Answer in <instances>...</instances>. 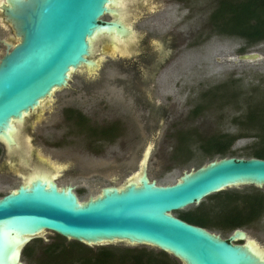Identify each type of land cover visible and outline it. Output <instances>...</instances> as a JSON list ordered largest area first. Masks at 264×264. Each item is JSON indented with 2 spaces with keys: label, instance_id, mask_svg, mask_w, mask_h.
I'll list each match as a JSON object with an SVG mask.
<instances>
[{
  "label": "rangeland",
  "instance_id": "obj_1",
  "mask_svg": "<svg viewBox=\"0 0 264 264\" xmlns=\"http://www.w3.org/2000/svg\"><path fill=\"white\" fill-rule=\"evenodd\" d=\"M168 1L172 0L123 2V7L128 10L125 19L131 24L135 38L131 52L126 54L128 59L117 55L109 57V51L105 53V39L95 40L94 57L100 59V63L94 75L85 77L80 72H73L68 89L62 88L56 93L59 100L56 113L44 110L41 119L19 135L23 149L26 147L41 156L69 161L87 171V178L72 183L80 190L77 192L80 201L95 197L103 187H122L143 168L157 185L174 184L184 172L220 159L219 156L209 158L200 149L208 137L238 136L231 153L225 157L251 158L254 149L261 144L260 129L248 123L246 113L251 109L264 110V41L248 47L244 39L217 33L210 17L221 0H178L181 2L172 5ZM141 3L142 6H138ZM123 7L119 8L121 14L126 11ZM147 10L154 12L146 14ZM164 16L167 21L162 23ZM109 18L105 16L103 20ZM155 23L156 30L152 28ZM171 28L172 34L168 33ZM180 35L187 36V42L181 49L171 51L153 81L152 95L162 103L161 108L139 106L133 102L132 92L126 90H130V84L138 75H148L153 70L156 59L149 46L162 39L167 45ZM12 38L0 26V58L5 53L1 41L9 42ZM244 53H255L259 59L243 62L238 57ZM165 103L169 107L163 110ZM197 107L201 109L194 114L192 111ZM65 108L86 117V124L77 126L74 121L63 122L61 115ZM112 124L117 127V139L111 143L96 142L89 132L90 127L101 129ZM18 184V179L0 183V197ZM252 190L264 193V186H239L223 192ZM202 202L209 203L208 200ZM197 206L180 212H192ZM245 229L248 236L264 249V222ZM209 231L223 239L232 234V231L217 229ZM39 237L24 246L21 255L24 264H82L87 259L92 262L101 248L159 252L140 245L115 243L90 247L78 245L82 252L76 253L74 241L50 232ZM55 247L56 251L51 252Z\"/></svg>",
  "mask_w": 264,
  "mask_h": 264
},
{
  "label": "water",
  "instance_id": "obj_2",
  "mask_svg": "<svg viewBox=\"0 0 264 264\" xmlns=\"http://www.w3.org/2000/svg\"><path fill=\"white\" fill-rule=\"evenodd\" d=\"M122 2L0 0V17L14 32L11 41H1L0 58V143L8 152L22 148L26 117L67 87L73 72L94 75L100 63L95 40L105 39L109 57H126L118 51L131 35L130 24L116 11ZM238 59L252 62L259 56L244 53ZM239 186H264V159L223 157L184 172L170 185H157L143 168L122 187H103L86 201L71 186L36 178L0 197V264H24V246L46 232L87 247L140 245L180 264H264V249L244 231L235 229L223 239L173 214Z\"/></svg>",
  "mask_w": 264,
  "mask_h": 264
},
{
  "label": "trees",
  "instance_id": "obj_3",
  "mask_svg": "<svg viewBox=\"0 0 264 264\" xmlns=\"http://www.w3.org/2000/svg\"><path fill=\"white\" fill-rule=\"evenodd\" d=\"M210 19L217 33L242 38L248 47L264 41V0H221ZM200 109L197 107L192 112L197 114ZM246 118L248 123L260 129L261 144L254 149L251 157L264 159V110L251 109L246 113ZM83 121L80 116L78 123L82 124ZM237 138L238 136L226 134L208 137L200 145V149L209 158L215 156L223 158L231 153ZM248 199L238 192H220L207 197L205 200H208V204L201 202L194 211L186 213L178 211L176 216L189 224L208 230L233 231L248 225L247 222L251 219L250 212L260 214V210L257 213L256 208L250 210L255 205ZM56 249L57 247L51 249V252ZM93 259L92 262L87 259L82 264H180L161 251H133L125 248H101Z\"/></svg>",
  "mask_w": 264,
  "mask_h": 264
},
{
  "label": "flooded vegetation",
  "instance_id": "obj_4",
  "mask_svg": "<svg viewBox=\"0 0 264 264\" xmlns=\"http://www.w3.org/2000/svg\"><path fill=\"white\" fill-rule=\"evenodd\" d=\"M127 1L128 0H123V2H127ZM129 1L134 2L135 0H129ZM123 2H122V7L125 6ZM141 2H142V0H141ZM179 2H181V1L172 0L171 2L168 1V4L172 5L174 3H179ZM219 2H218V4H219ZM138 6H142V3ZM124 9L126 11L123 13L122 16L125 18L128 10L126 8H124ZM117 10H118V7H117ZM119 10H121V9H119ZM129 12H131V11H129ZM152 12H154V11H150V10L145 11L146 14L152 13ZM138 14H139V12L137 13V15ZM110 19H111V17L109 18V20ZM166 21H167V17L164 16L162 19V23H164ZM0 24H1L0 26L3 29L7 30L9 32V34H11V36L14 37L13 30L11 29V27L8 24L4 23V20L1 17H0ZM160 25H162V24H160ZM177 27L179 29V26H177ZM129 28L131 29L130 26H129ZM152 28H154L155 30L158 28V26H156V23L154 26H152ZM172 32H173L172 28L168 30V33L172 34ZM180 33L183 34L184 32H180ZM222 35L226 36V34H222ZM131 36H133L132 29H131V35L129 37H131ZM185 38L188 39L187 36H185ZM185 38L182 35L181 37L177 38L176 41L173 40L172 42H170L167 45H166L167 42L163 41V39L160 41H156V42L153 41L152 42V44L149 46L148 49L151 50L152 57H154L156 59V62H153L154 63L153 64V70L148 75L147 74H144L141 76L138 75L136 79L134 78V82L130 84V90H126L127 92H130V93L132 92L131 95H133V99H134L133 102L136 101V103L139 104V106L141 104V106L143 108H146V107L151 106V105L155 109L161 108L162 103H160L152 95L153 89H154L153 88V81L156 77H158L157 76V75H159L158 71L162 68L163 63H165V61H167V56L171 53V51H176L178 49H181L183 47V45H185L184 43L187 42L185 40ZM132 39H135V38L133 37ZM132 39L129 42L130 47L132 46L131 44L133 43ZM170 39H171V36H170ZM127 43L128 42H126L125 47H126L127 51H130L131 48L127 47V45H128ZM167 46H169V47H167ZM155 47H157V48H155ZM106 49L108 51H110V46L106 45ZM163 49H165V50L162 51ZM121 58H123V57H121ZM123 59H128V57L123 58ZM137 85H138V87H136ZM65 88H67V87H65ZM61 90L62 89L56 90L51 95L50 100L43 102L42 105L38 109L31 112L29 114V116L26 117L25 121L23 122L24 125H21V128H20L21 132L23 130H25L26 128L31 129L32 123L35 121H39L41 119V114L43 113L44 110H46L47 113H56V110H57L56 108H57L58 103H59V100L57 99L56 93L60 92ZM142 98H143V100H142ZM144 102H146V103L144 104ZM163 106H164L163 110H165V109H167V107H169V105L167 103H165ZM78 115H80L84 120L82 124L78 123V119L80 117V116L78 117ZM61 118H62L63 122L74 121L75 125H77V126H84V124H86V121H87V118L84 117L83 115H81L79 112L73 111V110L68 109V108H65L62 111ZM147 126H149V124ZM89 130H90L89 131L90 134L95 138L96 142L107 141L108 143L109 142L111 143L115 139H117V137H116L117 136V127L114 124L108 125L107 127H103L101 129H96V128L90 127ZM35 132H37V130ZM93 133H96V135H94ZM30 152L31 151L27 150L26 147H24V149L21 148L20 150L13 149L12 151L8 152V150L3 146V144L0 143V183L7 184L11 179H18L19 184L15 188V189H17L20 185H24L27 183L29 184L34 179L42 177V178L52 180L57 185L58 188H65L68 186L73 187L74 188L73 191L77 195V192H79L80 190H76L77 184L73 185L72 183L73 182L75 183L76 180H78L80 178H87V174H86L87 171L78 169V167L75 164L73 165L69 161L61 160V159H53L52 157L49 158V157H45V156H41L39 154H36L35 152L34 153H32V152L30 153ZM120 173L121 172H119V175H120ZM107 176H109L111 178L114 177V176H112V174H108ZM256 188H258V187H256ZM238 193L241 194L243 197L249 198L248 200L250 201V203L255 205V206L251 207L250 210H254V208H256V209H258L257 213L260 210V214L258 213L257 215L255 214V212H250L249 217L251 219L248 220V222H247L248 225L244 226L242 228H237V229L244 231L248 236V233L245 229L246 227L250 226L251 224L254 225V224H257L259 222H264V193H261L259 191H255V190L254 191L253 190L248 191V192L244 191L242 193L238 192ZM257 204H259V206H256ZM246 210L248 211V209H246ZM176 217L179 218L178 216H176ZM58 237H60V236H58ZM235 243L236 244H244L245 240L236 241ZM74 245H77V246H75L76 248H74L73 251L76 252V249H77L78 252H76V253H81L82 250L78 245H82V244L76 242V244H74ZM54 251H56V250H54Z\"/></svg>",
  "mask_w": 264,
  "mask_h": 264
},
{
  "label": "bare ground",
  "instance_id": "obj_5",
  "mask_svg": "<svg viewBox=\"0 0 264 264\" xmlns=\"http://www.w3.org/2000/svg\"><path fill=\"white\" fill-rule=\"evenodd\" d=\"M119 4H120V6H122V3H119ZM116 11H117L118 13L121 12L119 9H118V10L116 9ZM122 11H123V9H122ZM127 35H129V34H127ZM133 37H134V36H131V37H129L128 40H127V42H128V43H127V44H128L127 47H128V48L130 47V46H129V42L131 41V39H132ZM123 47H124V48H122V49H121V48H118V51H119V52L122 51V52L125 53V54L129 53V51H127L125 45H124ZM130 48H131V47H130ZM129 50H130V49H129ZM130 52H131V50H130ZM50 102H51V101H50ZM48 103H49V102H48ZM54 166H55V165H54ZM58 169H59V168H58ZM57 171H58V170H57ZM58 172H59V171H58ZM38 175H39V174H38Z\"/></svg>",
  "mask_w": 264,
  "mask_h": 264
}]
</instances>
